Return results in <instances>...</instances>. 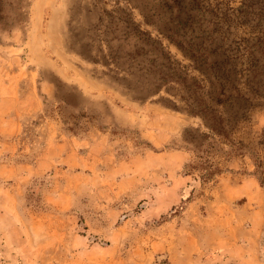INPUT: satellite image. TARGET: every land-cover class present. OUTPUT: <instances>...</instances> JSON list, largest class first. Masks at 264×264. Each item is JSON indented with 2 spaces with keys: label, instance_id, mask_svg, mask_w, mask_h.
<instances>
[{
  "label": "rangeland",
  "instance_id": "374dc122",
  "mask_svg": "<svg viewBox=\"0 0 264 264\" xmlns=\"http://www.w3.org/2000/svg\"><path fill=\"white\" fill-rule=\"evenodd\" d=\"M25 3L0 31V264H264V0ZM108 28L115 78L68 48ZM234 58L262 95L217 106L223 136L189 109Z\"/></svg>",
  "mask_w": 264,
  "mask_h": 264
},
{
  "label": "trees",
  "instance_id": "16d2710c",
  "mask_svg": "<svg viewBox=\"0 0 264 264\" xmlns=\"http://www.w3.org/2000/svg\"><path fill=\"white\" fill-rule=\"evenodd\" d=\"M248 1L251 0H240L241 5H246ZM25 4V0H0V31H8L13 29V27L19 26L22 21H26L27 11L25 10ZM108 31L109 28L101 31L105 37H98V45H92L93 41L89 39V41L83 42L77 46L71 36L68 48L91 63L104 65L107 70L111 72L109 75L115 78L114 74H117L116 70L118 68L115 64L116 57L111 51V37H109L110 33H108ZM92 46L94 47V51ZM238 63L239 61H236L234 58L231 63H228L224 66V69L220 71L219 77L224 79L227 83L214 81L209 74L210 71H205L214 92L210 97L211 103H200L198 100L194 101V99H192V107L189 109L192 114L199 115L204 119L206 125L214 133L223 136L226 135L224 131H221L220 124L226 120L225 117L220 114L222 110H219L217 106L227 101L230 106H236L235 104H237L238 106H236V108L242 111V114H245L248 107L257 104L255 98L262 95V93L258 91L257 83L255 82L259 80H254L256 76L254 69L250 67H246L245 69L237 67ZM110 64H112V67L109 66ZM189 77L195 82L196 78L194 76Z\"/></svg>",
  "mask_w": 264,
  "mask_h": 264
}]
</instances>
